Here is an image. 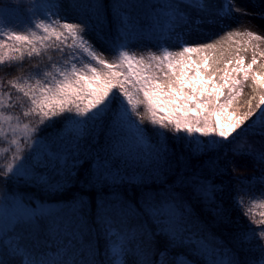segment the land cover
I'll return each instance as SVG.
<instances>
[{
    "label": "snow or ice",
    "instance_id": "snow-or-ice-1",
    "mask_svg": "<svg viewBox=\"0 0 264 264\" xmlns=\"http://www.w3.org/2000/svg\"><path fill=\"white\" fill-rule=\"evenodd\" d=\"M16 2L24 4L31 15L26 31L13 30L0 18V66L22 67L18 62L26 56L39 57L49 48L58 49L66 58L26 77L9 81L10 88L21 94L17 101L26 98L27 108L21 115L35 117V126L22 123L21 115L6 112L5 109L15 107L16 102H6L5 97L12 101L11 93L0 92V138L7 141L6 151L11 153L10 162L3 168L4 177L48 191H63L71 186L85 159H91L88 184L92 187L108 185L111 189L109 197L97 199L96 219L109 240L106 255L112 264H125L124 257L133 247L136 253L144 255L138 241L142 228L125 231L114 227L117 221L123 225L125 220L138 214L131 199H124L116 190L126 181L138 182L141 186L137 202L154 222L166 218L163 220L166 226L159 228L157 234L163 232L171 240H178V233L184 231L182 223L186 222L185 213L179 211L180 205L169 195L158 200V193L142 187L153 175L159 176L160 162H166L167 153L163 146L153 150L142 121L147 116L162 140L166 138L165 130L170 129L174 139L187 141L186 147L193 155L217 150L254 116L256 119L249 128L264 121V71L253 70L258 64L257 54L264 57V51H259L258 45H252L253 40L260 41L264 37L249 31L245 34L251 39L243 47L237 44L234 50L219 46V40L189 43L184 34L176 32L181 24L189 23L188 16L172 0H163L151 12V23L147 27L141 23L139 15L133 14V9L140 6L135 0H112L114 34L104 31L106 18L100 0H73V7L80 15L79 22H68L61 16L59 0H31V4L28 0ZM188 2L193 7L205 9L204 0ZM232 11V0H226L218 15L225 17ZM195 23L199 25L201 21ZM146 31L174 39L179 49L169 48L165 41L157 45V52L137 55L131 49V41ZM92 33L106 43L111 62L89 38ZM234 35L241 33L227 31L225 38L231 40ZM249 48L252 58L251 63L246 64L241 51L247 52ZM48 59L52 58L49 56ZM34 67L38 69L39 65ZM261 68L264 69V65ZM245 86H250L252 91L246 102L247 110L242 114L230 111L243 95ZM20 106L25 107L24 103ZM141 106L145 109L144 114L137 111ZM109 113L112 116L109 147L95 154L82 150L81 140L90 129L102 126L103 118ZM53 117H63L64 130L51 138H34L39 125L53 126ZM21 134L28 148L26 155H21L24 149L20 148L21 139L17 138ZM68 134H71L70 140ZM200 137L211 139L205 143ZM29 141L34 148L29 146ZM238 148L243 145L233 148L234 154H239ZM258 158L264 160V153ZM150 161L156 168L147 176L124 174L126 166L132 163L147 166ZM211 163L216 165L215 160ZM219 190V186L203 180L197 187L206 202L214 201V193ZM260 199H264V193ZM86 203L83 198H76L56 207L43 203L33 207L22 198L10 199L5 192L0 197V240L7 248V256L21 257V264H98L93 244L84 241L89 232L84 215ZM236 204H243L239 196ZM259 206L264 208V203ZM251 211V208L247 209L245 215ZM259 215L264 217V212ZM42 220L47 221L49 235L66 240L55 253H37L20 244L21 237L16 230H36ZM256 223L264 225V219ZM253 236L264 240V229H257L255 234L251 231L243 234L245 241H250ZM189 242L195 243L206 258L210 256L212 250L203 240L189 236L183 241ZM257 247L259 257L250 259L248 264H264V244ZM166 256V251L161 252L157 264H166ZM175 261L176 264H190L183 256L176 257ZM0 264H8V261L0 256ZM141 264L145 262L141 261ZM209 264H241V261L226 252L223 257L217 253V259H209Z\"/></svg>",
    "mask_w": 264,
    "mask_h": 264
},
{
    "label": "trees",
    "instance_id": "trees-1",
    "mask_svg": "<svg viewBox=\"0 0 264 264\" xmlns=\"http://www.w3.org/2000/svg\"><path fill=\"white\" fill-rule=\"evenodd\" d=\"M68 1L73 5V0ZM135 2L140 6L133 9V14L139 15L141 23L147 27L151 23L149 19L151 12L158 8L163 0H135ZM28 3L31 4V0H28ZM100 4L106 18L104 31L106 34H114L115 25L111 13L112 0H100ZM0 10H6L27 19L28 11L25 10V5L17 4L16 0H0ZM222 10L223 7L219 8L214 3L205 2L203 12L206 15H212ZM183 12L187 14L190 23L192 21L191 13ZM188 24H181L177 29H184ZM141 37H147L156 42L168 39V37L161 38L146 31L143 36L133 37L132 41ZM49 56L52 58L51 60L48 59ZM65 58L58 49L49 48L39 57L29 58L26 56L22 62H18V64H22V67H18V65L0 66V92L11 93L12 101H7L5 97L6 102H16L15 107L5 109V111L21 115L22 111L27 108L26 98L17 101L16 98L21 94L10 88L9 81L26 77L29 73L42 70L46 66H50L51 63L62 61ZM35 65H39V68L34 67ZM21 103H24V109L21 108ZM113 107L115 108V104ZM111 119V114H107L103 118L102 126L97 127L86 136L85 143L80 142L82 150L95 154L109 147ZM21 120L22 123H31L33 126L36 124L35 117L21 115ZM53 120L55 123L52 127H47V123L39 125V131L34 133L33 137L51 138L63 131V117H53ZM165 132L166 162H160L159 176L153 175L142 187L144 190L158 193V200L165 195L175 198L174 202L180 205L179 211L186 215V222L182 223L184 231L178 233L179 239L176 241L171 240L163 232L157 234L159 228L166 226L163 223L166 218L161 217V222H154L137 202L141 186L138 182L126 181L118 185L116 190L122 194L124 199H131L138 214L125 220L123 225L117 221L114 227L123 228L125 231L128 228L133 230L142 228L143 232L138 236V241L144 249V255L136 253L134 247L127 254L136 256L140 261L139 264L141 261H144L145 264H157L160 253L165 251L167 252L166 264H171V259L175 261V258L180 256L186 257L190 264H209V259L212 261L217 259V253L223 257L226 252L239 258L241 264H248L250 259L258 258L260 253L257 246L264 244V240L256 239L253 236L250 241H245L243 234L250 231L255 234L257 229H264V225L256 223L264 219L259 215L260 212H264V208L259 206L260 203H264V199H260L261 194L264 193V160L258 158L261 153H264V121L251 128L249 126L244 128L238 133L235 140L229 139L217 150L198 155H193L189 151L186 147V140L174 139L170 129ZM180 135L183 136V134ZM17 138L21 139L20 148L24 149L21 155H26L28 148L23 143L22 134ZM28 143L34 148L32 141ZM239 145H243V148H238L239 154H234L233 148H237ZM7 149V141L0 138V197L6 192L10 199L22 198L25 203L33 207L40 203L56 207L76 198H83L87 202L84 215L89 227L84 241L93 244L98 264H112L106 255L109 240L106 238L103 227L97 223L96 219L97 199L100 196L109 197L111 189L108 185L92 187L88 184L91 159H85L77 170V175L70 187L63 191H48L43 187L26 185L15 182L10 177L7 179L4 177L3 168L10 162L11 155L6 151ZM213 160L216 161L215 166L211 163ZM201 180L210 181L213 185L219 186L220 190L214 193V201L206 202L197 192ZM237 196L242 199V206L236 204ZM253 197L258 199L253 201ZM249 208L252 211L245 215V211ZM218 212L219 214H217ZM16 231L21 237L20 244L37 253H55L58 247L66 242L64 238L49 235L46 220L40 221L39 228L36 230L18 228ZM149 233H151L150 238ZM189 236H194L197 241L203 240L212 250L210 256L206 258L204 254L200 253L195 243H183L184 239ZM112 239L115 240L116 237ZM0 256H3L8 264H21V257L7 256V248L2 240H0Z\"/></svg>",
    "mask_w": 264,
    "mask_h": 264
},
{
    "label": "rangeland",
    "instance_id": "rangeland-1",
    "mask_svg": "<svg viewBox=\"0 0 264 264\" xmlns=\"http://www.w3.org/2000/svg\"><path fill=\"white\" fill-rule=\"evenodd\" d=\"M172 2L178 4L183 10L190 11L192 13L191 16L193 21L184 29L176 30L177 33L184 34L185 39L189 43L215 42L216 40H219V46L234 50L237 47V44L243 47V45L251 39L245 34L249 31L264 37V0H232L233 11L225 17H221L218 14L207 16L203 14L201 9L193 7L190 3H186L184 0H172ZM204 2L214 3L220 8L224 6L226 0H204ZM59 4L60 14L62 17H64L68 22H79L80 15L68 0H59ZM30 15L31 14L27 12V19H25L9 11L0 10V18L5 20L6 26L18 31H26L28 26L27 22L29 21ZM196 20H200L201 23L197 25L195 23ZM209 20L213 21V23H208ZM227 31H232L234 33L239 32L241 35H234L231 40H227L225 38ZM89 38L92 39L97 48L104 53V58L111 62L112 56L107 50L106 43L99 41L96 38L95 33L90 34ZM165 41H167V46L169 48L175 50L179 49V45L174 39L168 38L166 40L156 42L147 37H141L137 40L131 41V49L135 51L137 55H146L149 51L157 52V45ZM252 45H258L259 51H264V39L260 41L253 40ZM231 54L232 53L230 51L227 55L230 56ZM241 55L245 57L246 64L251 63V48H249L247 52L241 51ZM257 59L258 64L254 66L253 70L256 72L264 71V69L261 68V65H264V57H261L259 54H257ZM250 83L251 81H249V85ZM251 95V87L245 86L243 95L238 98L233 106V109H230V111L236 110L237 114H242L244 111H246V102ZM137 111L141 114H144L145 109L143 106H141ZM257 115H259L258 112ZM137 119H139V117H137ZM255 119V116L250 118L249 121H247L241 129H238L237 132L233 134V137H229V139L236 137L241 130L252 124V121ZM142 127L146 130V135L149 137L151 144L154 146L153 150L159 149L162 146L165 147V138L162 140L161 137L156 134V131L154 130L147 116H145L142 121ZM92 131L93 130L90 129L85 137L88 136ZM84 138L81 140L82 143H85ZM68 139H71V134H68ZM200 139L206 143L211 138L200 137ZM94 143H96L95 140ZM155 167L156 164L151 161L147 166L143 163H132L130 166H126L124 174L128 177H137L141 175L144 176L145 174L148 175V173L151 172ZM124 261L125 264L135 263V259H133L131 255L124 258Z\"/></svg>",
    "mask_w": 264,
    "mask_h": 264
}]
</instances>
